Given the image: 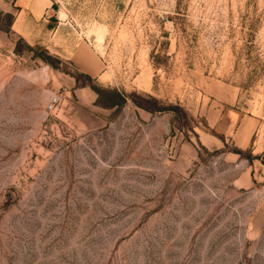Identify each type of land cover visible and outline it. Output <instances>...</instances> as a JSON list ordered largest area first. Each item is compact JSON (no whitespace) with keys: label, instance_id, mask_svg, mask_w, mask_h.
<instances>
[{"label":"rangeland","instance_id":"rangeland-1","mask_svg":"<svg viewBox=\"0 0 264 264\" xmlns=\"http://www.w3.org/2000/svg\"><path fill=\"white\" fill-rule=\"evenodd\" d=\"M8 1L0 264H264V0Z\"/></svg>","mask_w":264,"mask_h":264},{"label":"crops","instance_id":"crops-1","mask_svg":"<svg viewBox=\"0 0 264 264\" xmlns=\"http://www.w3.org/2000/svg\"><path fill=\"white\" fill-rule=\"evenodd\" d=\"M3 10L12 14L10 30L30 47L43 44V40L46 38L50 41L53 40L62 21L57 16L55 0H9ZM43 48L49 50L47 46ZM55 54L61 56L58 52ZM74 56L78 65L86 67L84 72L88 74L98 72L93 69V64L81 60L78 54H74Z\"/></svg>","mask_w":264,"mask_h":264},{"label":"trees","instance_id":"trees-1","mask_svg":"<svg viewBox=\"0 0 264 264\" xmlns=\"http://www.w3.org/2000/svg\"><path fill=\"white\" fill-rule=\"evenodd\" d=\"M12 21V15H11V20H10V23ZM10 25V24H9ZM30 47V46H29ZM30 50H32V48H29ZM34 55H37L36 53ZM39 57L43 60V61H47V58L46 57H43L41 55H39ZM262 163L264 164V161H262Z\"/></svg>","mask_w":264,"mask_h":264}]
</instances>
